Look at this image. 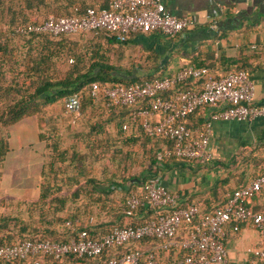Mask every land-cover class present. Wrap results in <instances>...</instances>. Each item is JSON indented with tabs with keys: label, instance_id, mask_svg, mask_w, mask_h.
Wrapping results in <instances>:
<instances>
[{
	"label": "built area",
	"instance_id": "2783aa9c",
	"mask_svg": "<svg viewBox=\"0 0 264 264\" xmlns=\"http://www.w3.org/2000/svg\"><path fill=\"white\" fill-rule=\"evenodd\" d=\"M188 22L187 17L170 14L162 0H110L108 10L87 8L77 16H47L37 23L18 25L14 32L18 35L47 33L58 36L101 31L123 40L130 34L149 32L174 37L184 31ZM249 49L264 52V39L250 44ZM192 80L197 81L195 86L173 90L175 85ZM89 91L93 101L101 100L109 110L133 107L130 118L137 120L146 136L169 141V147H163L156 153L157 160L174 157L183 162L209 161L212 158L209 139L214 122L245 123L264 118V104L254 103V84L244 70L217 79L206 68L185 65L160 78L136 85L109 88L91 83ZM201 107L215 110L200 127L189 129L185 118ZM79 109L76 94L64 99V113L77 117ZM155 116L159 118L154 120ZM125 129L126 125H123L122 130ZM259 193L264 195V174L233 190L221 207L201 214L195 204L178 205L177 196L162 184L160 177L152 176L143 184L139 195L131 194L126 198L122 212L130 216L137 208H160L163 214L133 227L113 226L98 236H89L87 231L77 230L80 225L77 219L65 220L63 225L72 233L69 240H25L15 245H0V262L11 264L28 260L29 264H44L45 259L56 260L66 256L91 258L118 246L129 247L139 240L153 238L162 242L159 248L165 251L175 248L187 252L175 264H231L225 248L227 226L231 224V231L237 233L239 224L246 223L258 238V244L247 250L251 256L247 264H257L264 262V213L254 212L243 203V199ZM88 223H92V218ZM183 224L191 227L177 240ZM128 247L118 257L103 262L95 260L92 264H158L156 248L142 251Z\"/></svg>",
	"mask_w": 264,
	"mask_h": 264
},
{
	"label": "trees",
	"instance_id": "16d2710c",
	"mask_svg": "<svg viewBox=\"0 0 264 264\" xmlns=\"http://www.w3.org/2000/svg\"><path fill=\"white\" fill-rule=\"evenodd\" d=\"M109 1L110 0H0V17L4 18L7 27H9L10 34L25 39L27 43L33 42V44L38 46V49H26L19 63L17 62V57L16 61L13 59V49L8 48L7 41L0 40V79L3 78L2 76L6 73L4 71L5 65L9 62L12 63V65L8 67V74L11 75L9 76V80H7L4 85L0 82V98L3 97L0 107V128H7L8 130L14 124L26 118L33 117L36 123L38 140L40 141L43 139L40 121L41 109L60 101L63 107L64 99L70 95L76 94L80 104L79 111L84 110L88 106L99 105L106 113L110 114L111 119L114 118L113 120H115L118 125L117 133L123 135V137H121L123 144H130L132 146L137 145L140 149L149 146V149H152V157L149 159L150 168L145 169L144 172L137 176L130 177L125 185L118 184L111 180L106 184V181L100 182L93 178L85 179L83 183L80 184L74 179L75 188L71 196H60L58 193H60L62 186L70 182L71 179L65 176L60 183H57V179H54L55 174L53 172L55 169L53 168L56 165L60 168L64 159H69L71 162L76 161L77 153L71 152L70 157L67 158L66 152H58L56 148L57 141L54 140L50 145H47L44 140L45 147L48 149L49 155L51 156L48 161L41 165L39 171L41 183L39 185L37 201L41 203V205H46L47 208L54 205V210L58 211L64 208L68 200L72 202L76 200L79 197L80 191H86L84 184L89 185L90 190L93 191L92 193L96 194V202H100L101 198H105L108 193L123 195L119 207H113L116 205H112V207L107 210L109 219L106 224H102V226L96 228L97 225H95V227L94 224L88 223V218L80 223L77 230H85L89 236L102 235L113 226L133 227L143 224L156 215L164 213L160 208L154 210L137 208L132 215L126 216L123 214L122 209L129 195L140 194L142 186L147 179L152 176H158L162 172V169L168 167L172 161H179L174 157H163L160 160L156 159V153L163 147H169V141L160 137L146 136L138 125L137 120L132 121L130 118L131 112L134 109L133 107H115L109 110L104 106L101 100H92L89 89L91 83H96L99 87L112 88L119 85L130 86L141 84L144 81L162 77L163 64L161 58H158L159 52L150 43L154 40L162 41L163 38L168 39L171 37H167L160 32H149L145 34H130L125 36L123 40H118L116 36L111 33L92 31L89 33L94 35L93 40H95V42L92 43L91 47H88L89 51H86L85 54H81L75 53V50L70 48L71 42L66 39V37L70 35L52 36L47 33L18 35L14 32V29L18 25L37 23L39 21V19L36 18L29 20L28 15L30 13H42L45 15L52 13L53 15L47 16L54 17L77 16L83 14L87 8L108 10ZM100 38L105 41L108 46L109 44L111 46L138 45L146 54L145 61L147 66L144 67L145 72L141 73L144 79L137 80L135 75L137 68L143 70L141 66L126 70L106 63L105 56L100 52L101 46L97 43ZM66 56H71L73 58L70 68H68L60 78L52 76L53 70H55L56 67V61ZM84 56H88L87 59L89 61L85 67L82 63ZM18 57L20 56L18 55ZM166 58L167 57H165L164 60ZM211 60L212 56L209 55L204 61L192 62L188 65L197 68H206L214 75V78L217 79L228 73L244 70L242 66L232 67V62L229 63L230 65L224 64L226 69L219 70L220 67L217 63L216 65L209 63ZM220 60L225 62L227 59L221 57ZM20 67L22 68L19 69ZM196 83L197 81L193 80L186 81L175 85L173 90L190 88L195 86ZM161 96L166 97L165 94ZM139 105L143 106V103ZM204 108L205 107L196 109L185 118V124L189 129L200 127L203 124L205 120H200L198 117L194 119V115ZM110 118L108 120H110ZM38 121L40 123H38ZM123 125H126L125 130H122ZM92 126L96 127L97 125L93 124ZM8 138L9 131L5 137H0V169L4 165L6 154L9 152ZM246 146L249 145L241 146L243 149L237 152L235 159L239 167H243L245 164L251 166V172L246 175L247 179H244L240 184H236L235 187L228 189L225 192L223 201L213 207L203 208L196 203H192L198 206L201 214L212 211L214 208L221 207L225 198L231 194L233 190L243 187L251 179L264 174V151H260V149L258 150L256 147L251 148V145L248 147L250 148L248 150L245 149ZM254 152L256 155H254ZM51 174L52 176L50 177ZM227 176L236 178V174L233 175L232 173H229ZM51 180H53V182H51ZM259 200L262 201L260 206L257 205ZM243 203L254 212L264 213L263 194L259 193L252 198L243 199ZM189 204L191 203L181 206H187ZM102 207H104V205H102ZM74 217H76V213L68 216L70 220ZM17 221L20 224L15 231L9 225L13 220H10L8 215L0 216V245H15L25 240L67 241L72 236V233L63 225L64 221L61 223V230H58L57 227L52 226L50 223L41 229L31 228L28 230L29 228L25 226L24 223H21L19 220ZM245 225L248 226L246 223H241L239 224V228ZM231 226V224L227 226L228 234H235L231 231ZM190 227L191 225L189 224H183L176 239L180 240ZM160 245H162L160 240L148 238L139 240L127 247L130 249L138 248L142 251H147L153 247L156 248L155 258L157 263L159 260L158 256L161 255L166 256V264H175L177 260L187 255V252L176 250L175 248H170L165 251L159 248ZM127 247L118 246L114 249L102 252L97 257L91 258L79 259L74 256H66L56 260L45 259L44 264H92L95 260L103 262L112 257L120 256L123 252L127 251ZM0 264L5 263L0 262ZM11 264H29V261H14ZM257 264H264V262H257Z\"/></svg>",
	"mask_w": 264,
	"mask_h": 264
},
{
	"label": "rangeland",
	"instance_id": "374dc122",
	"mask_svg": "<svg viewBox=\"0 0 264 264\" xmlns=\"http://www.w3.org/2000/svg\"><path fill=\"white\" fill-rule=\"evenodd\" d=\"M47 15L30 13L28 18L29 20L33 18L41 20ZM9 31L4 18L0 17V40H6L8 48L13 49L15 61L17 57V62L20 63V58L26 49H38V46L33 42L27 43L23 38L12 36ZM93 36L88 32L70 35L66 39L71 42L70 48L74 49L75 53L85 54L86 51H89L88 47H91L95 42ZM97 43L101 46L100 52L105 56L106 63L126 70L141 66L143 70L137 68L135 75L137 80L144 79L141 73L145 72L144 67L147 66L146 54L138 45L111 46L109 44L108 46L101 38ZM87 57L84 56L82 62L84 67L89 62ZM71 60H73L71 56H66L56 61L52 76L62 77L72 65ZM10 65L12 63L9 62L4 67L6 73L0 79L3 85L11 76L8 74ZM2 100L3 97L0 98V107ZM109 118L110 114L106 113L99 105L88 106L84 110H80L77 117H72L64 113L60 101L41 109L40 121L43 139L39 141V144H24L21 138L16 141L14 138L16 128L23 123L28 125L30 123L28 120H33V117L24 119V122L18 126H11L8 130L0 128V137H5L10 131L9 139H11L9 140L10 154L7 156V164L0 169V216L8 215L10 220H13L9 223L13 230L16 231L20 224L17 220L24 223L29 228L28 230L31 228L41 229L49 223L61 230V223L65 219L70 220L68 216L74 213H76V217L71 221L77 219L82 223L87 218L88 220L92 218V224L97 225L96 228L107 223L109 219L107 210L112 205H116L113 207L121 205L122 194L108 193L105 198H101L100 202H96V194L92 193L89 185L84 184L86 191H80L76 200L73 202L68 200L64 208L58 211L54 210V205L49 208L46 205H41L37 198L41 183L38 168L51 156L45 147V141L47 145H50L54 140L57 141L58 152H66L67 158L70 157L71 152L77 153L76 161L71 162L69 159H64L60 168L57 165L53 168L55 169L54 179H57V183H60L65 176L71 179L70 182L62 186L58 193L60 196H71L75 188L74 179L80 184L85 179L93 178L100 182L106 181V184L111 180L125 185L130 177L137 176L145 169L150 168L149 159L152 157V149H149V146L140 149L137 145L123 144V140H121L123 135L117 133V122L113 120L114 118L108 120ZM38 123L40 122L38 121ZM93 124L97 126L93 127ZM28 135L25 136L24 141L29 140ZM158 257V264H166V256Z\"/></svg>",
	"mask_w": 264,
	"mask_h": 264
},
{
	"label": "crops",
	"instance_id": "0c3cea01",
	"mask_svg": "<svg viewBox=\"0 0 264 264\" xmlns=\"http://www.w3.org/2000/svg\"><path fill=\"white\" fill-rule=\"evenodd\" d=\"M162 2L170 14L184 16L189 20L181 34L150 43L159 52L163 75L192 62L204 61L211 55L212 60L208 62L214 65L217 63L219 70L226 69L224 64L230 62L232 67L242 66L254 84V103L264 104V52L249 49L250 44L264 39V0ZM165 57L167 58L164 60ZM221 57L228 62L220 60ZM214 110L215 108L205 107L194 115V119L198 117L206 120ZM158 118L159 116H155L154 120ZM28 122V125L23 123L18 126L13 137L15 141L21 138L24 144H39L35 120L29 119ZM27 135L29 140L24 141ZM9 140L11 139L8 138L9 152L6 154L4 166L10 154ZM209 140L211 160L172 161L158 175L162 184L177 196V204L180 206L196 203L203 208L213 207L223 201L228 189L247 179L246 175L251 172V166L245 164L239 167L235 155L243 149L242 145H251V148L264 151V118L245 123L224 120L214 122ZM249 146L245 149L249 150ZM229 173L236 174V178L228 177ZM261 203L259 200L257 205L260 206ZM257 241L255 231L246 225L237 233L228 234L225 248L229 262L247 264L250 259L247 250L256 246Z\"/></svg>",
	"mask_w": 264,
	"mask_h": 264
}]
</instances>
